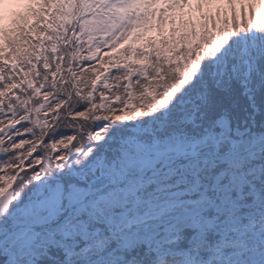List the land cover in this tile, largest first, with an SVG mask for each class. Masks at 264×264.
Instances as JSON below:
<instances>
[{
	"label": "snow or ice",
	"instance_id": "1",
	"mask_svg": "<svg viewBox=\"0 0 264 264\" xmlns=\"http://www.w3.org/2000/svg\"><path fill=\"white\" fill-rule=\"evenodd\" d=\"M158 3L0 56V264H264V0Z\"/></svg>",
	"mask_w": 264,
	"mask_h": 264
},
{
	"label": "trees",
	"instance_id": "2",
	"mask_svg": "<svg viewBox=\"0 0 264 264\" xmlns=\"http://www.w3.org/2000/svg\"><path fill=\"white\" fill-rule=\"evenodd\" d=\"M21 1L14 4L16 13L0 21V56L6 49L11 50L10 45L18 43L24 37L30 24L35 25L42 18L44 0H25L16 7V4Z\"/></svg>",
	"mask_w": 264,
	"mask_h": 264
},
{
	"label": "rangeland",
	"instance_id": "3",
	"mask_svg": "<svg viewBox=\"0 0 264 264\" xmlns=\"http://www.w3.org/2000/svg\"><path fill=\"white\" fill-rule=\"evenodd\" d=\"M1 1H2V0H0V2H1ZM162 5H166V4H165V0H159V3H158L157 6H162ZM167 5L171 6V5H174V4H167Z\"/></svg>",
	"mask_w": 264,
	"mask_h": 264
},
{
	"label": "clouds",
	"instance_id": "4",
	"mask_svg": "<svg viewBox=\"0 0 264 264\" xmlns=\"http://www.w3.org/2000/svg\"><path fill=\"white\" fill-rule=\"evenodd\" d=\"M7 7V6H6Z\"/></svg>",
	"mask_w": 264,
	"mask_h": 264
}]
</instances>
